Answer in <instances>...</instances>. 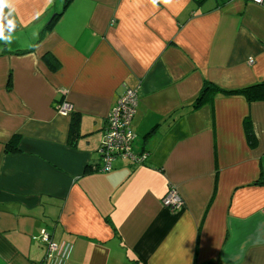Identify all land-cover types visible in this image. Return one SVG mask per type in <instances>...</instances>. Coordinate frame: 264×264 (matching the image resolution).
<instances>
[{
    "label": "crops",
    "instance_id": "obj_1",
    "mask_svg": "<svg viewBox=\"0 0 264 264\" xmlns=\"http://www.w3.org/2000/svg\"><path fill=\"white\" fill-rule=\"evenodd\" d=\"M206 81L264 82V1L0 0V264H264V102L195 108ZM127 89L145 159L101 172ZM170 190L178 211L161 203Z\"/></svg>",
    "mask_w": 264,
    "mask_h": 264
},
{
    "label": "built area",
    "instance_id": "obj_2",
    "mask_svg": "<svg viewBox=\"0 0 264 264\" xmlns=\"http://www.w3.org/2000/svg\"><path fill=\"white\" fill-rule=\"evenodd\" d=\"M254 4L260 5L264 0H248ZM252 64L253 60L250 59ZM65 94V91H61ZM139 102V95L136 90L127 89L125 94L119 98L111 109L107 117L106 128L104 131L103 140L98 149V154L101 160V167L97 169L101 172H110L112 164L118 157L129 159L134 164L142 163L145 157L135 156L132 152V145L135 139V134L131 130V122L136 113ZM55 110L63 116H69L73 113V106L66 100L61 101L56 105ZM162 205L172 211H178L182 208L183 202L175 190H170L162 199ZM35 240L40 242L47 250V258H53L58 250V246L52 240L51 236L42 230L35 237Z\"/></svg>",
    "mask_w": 264,
    "mask_h": 264
},
{
    "label": "trees",
    "instance_id": "obj_3",
    "mask_svg": "<svg viewBox=\"0 0 264 264\" xmlns=\"http://www.w3.org/2000/svg\"><path fill=\"white\" fill-rule=\"evenodd\" d=\"M69 2L70 0H65V5ZM55 18L56 17H54V19ZM43 59H44L45 64L49 67L51 71L54 72L58 69L57 63L49 60L47 56H45ZM217 94H222V95H227V96H242L250 104L255 103V102H264V82L257 83V84H254L249 87L242 88V89L228 91V90L220 89L219 87L206 81L203 83L202 89L197 99L195 100L193 106L195 108H198L202 104H205L211 101L212 98ZM77 123H78V118L76 117V115H73L71 119V124H70V136H69L71 142H73L76 136L78 135L77 130H76ZM244 127H245V134H246V138H247V142L249 146L252 148H255L256 138H255L250 120L247 119L245 121Z\"/></svg>",
    "mask_w": 264,
    "mask_h": 264
}]
</instances>
